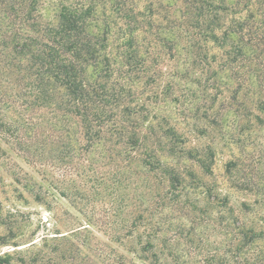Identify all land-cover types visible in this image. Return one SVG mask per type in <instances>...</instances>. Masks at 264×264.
Listing matches in <instances>:
<instances>
[{
  "label": "trees",
  "instance_id": "trees-1",
  "mask_svg": "<svg viewBox=\"0 0 264 264\" xmlns=\"http://www.w3.org/2000/svg\"><path fill=\"white\" fill-rule=\"evenodd\" d=\"M182 4V19L170 34L173 46L185 42L195 56L201 40L228 46L226 66L241 75L235 92L246 90L248 79L242 76L247 72L260 77L256 109L264 113V0ZM52 6L54 13L46 19L40 0H0V133L29 155L32 169L11 175L17 200L26 203L25 192L49 211L64 205L67 197L68 204H76L79 190L73 176L90 167L97 171L95 181L102 191L109 181L101 172L106 167L107 176H113L107 188L120 202V176L127 173L129 180L135 164L143 171L145 191L125 200L124 208L118 204L101 226L90 216L91 227L106 238L100 243L103 248L96 250L101 264H264L261 232L220 215L214 228L218 239L209 242L198 229L201 222L206 226L214 221L207 210H202V219L189 217L192 211L200 213L188 202L195 180L189 174L192 181L185 185L182 173L167 162L182 153L176 145L183 140L172 128L147 120L144 105L131 91V76L139 75L144 63L134 35L140 13H135L131 0H52ZM114 35L120 41L115 53L110 43ZM207 157L198 160L205 171L213 158L211 150ZM68 210L74 217L64 215L75 218L71 221L77 225L78 210ZM19 214L14 209L0 221L9 235L18 228L13 220ZM171 214L180 220L167 223ZM90 225L55 233L63 251L54 248L51 254L60 252L59 260L69 264L77 256L86 260L79 249L84 246L80 234ZM7 237L0 238V246L13 239ZM41 241L44 245L48 239ZM13 260L9 253L0 255V264Z\"/></svg>",
  "mask_w": 264,
  "mask_h": 264
},
{
  "label": "rangeland",
  "instance_id": "rangeland-1",
  "mask_svg": "<svg viewBox=\"0 0 264 264\" xmlns=\"http://www.w3.org/2000/svg\"><path fill=\"white\" fill-rule=\"evenodd\" d=\"M40 3L44 17L51 18L54 13L52 0H40ZM131 5L135 13H140L137 16L139 28L134 35L140 46L139 53H144L142 71L131 76V91L135 101L144 105L147 120L159 122L163 128H172L183 140V144L176 145L182 153L167 162L182 173L185 185L192 181L191 176L195 180L188 193V202L195 204L194 208L200 213L192 211L189 217L202 219L205 217L204 214L202 217V210H207L214 221L206 226L201 222L198 229L209 242L218 239V231L214 228L220 215L236 218L264 235V121L258 123L256 119V116L264 118V113L256 109L260 77L255 79L251 71L247 72L242 76L248 79L246 90L236 93L241 75H235L236 70L226 66L228 46L201 40L197 45L198 56L189 52L185 42L175 48L170 34L181 18L182 0H131ZM106 9L108 13L109 5ZM116 21L121 26V21ZM116 35L110 40L113 53L118 51L120 43ZM6 139L7 135L0 133V221L14 209L20 214L13 220L18 223L13 235L0 225V238H13L8 245L0 246V255H13L12 264H69L59 260L60 252L51 254L54 248L63 251L55 233H64L79 225L82 229L83 225H90V216L101 226L110 214H114L118 204L124 208L125 200L138 198L146 189L143 171L134 164L135 173L129 180L127 173L120 176L117 193L120 202H117L118 195H111L107 188L113 178L107 176L109 169H101L109 180L101 191L95 181L97 171L85 167L79 169L77 177L73 176L79 190L76 204H68L70 197H67L64 205L53 206L49 211L33 202L25 192L24 203L15 197L11 175L20 170H32L27 164L29 155L18 151L12 140ZM209 150L213 158L209 170L205 171L198 160H207ZM187 152L192 156L187 157ZM189 174L192 175L189 177ZM74 208L81 220L77 225L71 221L75 218L64 215L68 209L77 214ZM69 215L74 217L70 212ZM171 215L174 219L166 218V222L174 224L179 218ZM202 226L205 228L200 230ZM86 230H81L80 240L84 241V246L79 249L87 258L80 260L83 257L77 256L74 264H101L96 250L103 248L100 243L106 242V238L91 225ZM41 238H47V244L43 245ZM12 242L19 246L13 247ZM30 243L34 247L29 246ZM21 258L27 262L22 263Z\"/></svg>",
  "mask_w": 264,
  "mask_h": 264
}]
</instances>
